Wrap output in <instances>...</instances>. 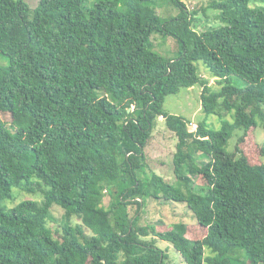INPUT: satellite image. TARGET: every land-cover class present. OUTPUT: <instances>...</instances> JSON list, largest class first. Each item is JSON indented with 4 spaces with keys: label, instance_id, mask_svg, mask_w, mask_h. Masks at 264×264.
Wrapping results in <instances>:
<instances>
[{
    "label": "trees",
    "instance_id": "16d2710c",
    "mask_svg": "<svg viewBox=\"0 0 264 264\" xmlns=\"http://www.w3.org/2000/svg\"><path fill=\"white\" fill-rule=\"evenodd\" d=\"M168 1L181 11L163 20L154 0H0V264H163L157 239L185 264H245L235 250L264 264V165L241 147L264 130V6H252L263 0H210L202 10L222 25L202 32L196 11ZM155 34L177 40L175 58L153 51ZM194 86L206 116L232 112V122L189 131L163 110ZM159 118L177 139L176 185L147 170ZM14 189L42 199L6 208ZM152 199L184 204L204 236L185 222L141 225ZM53 206L63 210L54 231Z\"/></svg>",
    "mask_w": 264,
    "mask_h": 264
},
{
    "label": "rangeland",
    "instance_id": "374dc122",
    "mask_svg": "<svg viewBox=\"0 0 264 264\" xmlns=\"http://www.w3.org/2000/svg\"><path fill=\"white\" fill-rule=\"evenodd\" d=\"M30 8H34L37 0H25ZM95 0H83L84 4L90 6ZM185 3L189 11H196L194 28L197 32H202L207 28L219 27L222 25L218 19V11L213 9H205L210 0H181ZM155 5V6H154ZM154 7L157 15L165 20L176 17L180 13V9L172 5L168 0H154ZM264 6V0L259 3H255L252 6ZM153 44V51L161 55L166 59H173L178 55L179 44L177 40L171 36H161L155 34L151 37ZM0 65H7L5 57H0ZM198 72L208 79L209 84L213 89L218 90L220 87L217 82L209 78L204 66L197 64ZM201 89L199 86H194L190 89H181L177 94L165 97L163 102V110L171 115L181 116L188 121L189 131H194L196 124L200 122H206L207 126L211 130H220L222 120H228L232 122V112L221 111L218 115L206 116L201 107L200 102ZM2 118L8 121L6 115H2ZM240 132L235 131L233 135L227 141L225 151L233 152L234 146ZM177 139L166 128L162 118H159L155 128L153 129L150 140L145 147L147 170L154 171L157 175L161 176L169 184L176 185V178L173 173V156L176 152ZM264 144V130L258 126L255 129H249L245 138L244 144L241 145L249 162L252 165H264V157L261 156L260 147ZM199 160H197L198 162ZM199 182H202L199 180ZM26 199H34L40 201L42 196L39 192L33 194H27L20 192L18 189L13 190V199H7L2 202V205L6 208H11L18 202ZM104 206H108L109 197L105 194L103 199ZM52 215L55 219L54 222H49L48 226L53 231L59 227L63 210L57 206H53L51 209ZM177 222H185L188 225V232L190 237L194 239L202 238L205 234V229L196 224L191 213L188 211L184 204L179 203H166L160 200H149L144 206L140 216V224H151L161 231L165 227H170ZM73 223H76L74 220ZM159 224V225H157ZM161 224V225H160ZM196 225L199 227H196ZM58 237V235H55ZM149 239V238H148ZM155 246L161 249L166 258L163 260V264H185L181 256L173 249V247L165 241L157 239ZM209 249L205 248V256H209ZM232 256H237L245 264H250V260L247 258L243 251H233ZM260 264V263H258Z\"/></svg>",
    "mask_w": 264,
    "mask_h": 264
}]
</instances>
